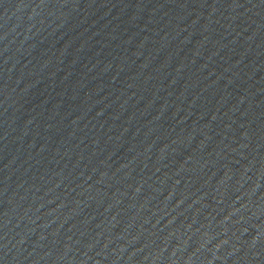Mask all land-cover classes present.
<instances>
[{"label": "water", "instance_id": "water-1", "mask_svg": "<svg viewBox=\"0 0 264 264\" xmlns=\"http://www.w3.org/2000/svg\"><path fill=\"white\" fill-rule=\"evenodd\" d=\"M0 264H264V0H0Z\"/></svg>", "mask_w": 264, "mask_h": 264}]
</instances>
